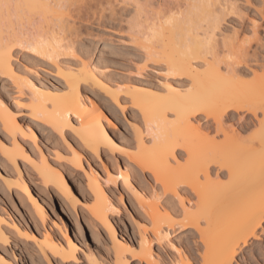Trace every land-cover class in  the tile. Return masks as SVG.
Returning <instances> with one entry per match:
<instances>
[{
    "label": "bare ground",
    "instance_id": "6f19581e",
    "mask_svg": "<svg viewBox=\"0 0 264 264\" xmlns=\"http://www.w3.org/2000/svg\"><path fill=\"white\" fill-rule=\"evenodd\" d=\"M258 1L259 6L250 0H0V79L26 96L17 105L25 111L20 121L0 94V185L27 203L44 228L36 233L0 212V264H13L3 251L10 247L9 235L32 242L48 264L77 262V238L61 225L58 239L53 228L80 206L109 232L112 264H159L148 232L166 239L181 257L169 240L175 226L197 235L198 264H264V0ZM253 7L256 17H245L242 9ZM128 10L133 14L125 19ZM231 16L236 28L228 25ZM91 20L124 23L130 46L146 63L163 66L168 79H185L186 94L181 83L164 81L161 97L136 80L123 84L102 77L87 55L75 51L78 30ZM246 32L249 38L240 39ZM16 51L50 60L62 84L30 81L14 63ZM60 56L75 61L60 62ZM86 88L124 116L132 140L115 138L114 118L98 97H86ZM128 108L138 122L126 117ZM46 128L47 143L58 139L51 147L44 144ZM86 152L97 159L101 153L119 155L133 167L101 177L83 164ZM31 177L47 193L57 192L59 217L33 193ZM118 177L149 223L131 245L118 238L109 219L119 213L108 190ZM142 178L159 187L164 204L161 194L141 191ZM84 188L89 194L82 198ZM172 200L178 213L169 210Z\"/></svg>",
    "mask_w": 264,
    "mask_h": 264
},
{
    "label": "rangeland",
    "instance_id": "374dc122",
    "mask_svg": "<svg viewBox=\"0 0 264 264\" xmlns=\"http://www.w3.org/2000/svg\"><path fill=\"white\" fill-rule=\"evenodd\" d=\"M250 1L254 6L260 5L258 0ZM253 9L254 7L247 8L246 10L243 8V14L245 13L247 15L245 17H254L255 14ZM132 14L131 10L125 12V19H128ZM160 15H162L161 12ZM229 19H231V21H229L228 25H233L236 28L237 18L231 16ZM259 24V33L260 35H263L264 23L259 21ZM128 35L129 32L124 23H118L115 21L105 22L99 25L95 20H91V23L78 30L76 46H80V50L79 48H76L75 51H79L82 55H87V59L90 60L92 67L95 69L97 68L96 70H98L101 75L103 74L102 77L106 76L109 80H118L123 84L131 82L135 85V82H138L137 84L139 85L137 86L144 87L145 91L152 94L155 91L156 93H159L158 95L161 97L165 95L164 90H161L164 81H168L174 86L181 83L178 88H180L182 95H185V90L188 88V82L185 79H168L165 76L166 74L164 73L163 66H153L146 63L142 54L130 46ZM227 35L231 36L230 33ZM249 36V33L246 32L240 39H248ZM14 54V63L16 66L26 72L30 81L32 80V82H35L36 85L42 84L55 87L56 85L59 86V84H62L53 63L50 60L48 61L47 59L37 57L28 51H16ZM58 61L74 63L75 60L72 59L71 56H60ZM143 64H147V67L142 71V77H138L136 76L137 69H140ZM248 79L249 78H246L245 80ZM128 80L129 82H127ZM148 92L146 94H150ZM91 93L92 92L86 88V97H98L100 99L99 103L106 107V113L114 118V121L116 122V129L114 130L115 138L117 140L120 139L121 141L132 140L131 129L127 125L124 116L120 114L112 104L106 103L107 99ZM0 94L5 98L8 104L12 106L18 119L20 121H25V116L23 115L25 111L17 105L23 103L26 100V96L24 94L18 95L15 93L10 81L7 79H0ZM131 115L135 116L137 122L140 120L136 111L128 108L126 110V117L132 121ZM199 118L203 119V116L199 114ZM201 123L203 126L205 125L204 120H202ZM254 131H256V129H253L249 133ZM110 133L112 132L110 131ZM48 136H50L49 130L46 128L43 130L44 141L49 138ZM54 138L52 139L53 141H48L49 144L46 141V143H43L48 144V147H51L53 143L58 140L57 137L56 139ZM83 155L85 159H83V164L85 167L91 168L93 173L101 175V177H105V172L107 170L119 173L124 172L127 168L133 167L131 163L127 162L119 155L112 156L109 153H101L98 159L89 152H86ZM1 167L2 165L0 164V168ZM73 178L77 179L75 176ZM141 180L144 182L141 191H143V193L147 192L145 194L148 197L151 195L154 197L155 195L161 194L159 187L152 183V181L149 183L150 180L148 181L143 178ZM31 185L33 193L41 199V201L45 202L52 217H59L58 214L61 211V207L57 201V192L52 191L51 193H47L38 185L33 177H31ZM108 188L111 193L108 194L113 198L114 203L116 204L115 206L119 210L118 216L109 214V219L115 227L118 238L131 245L139 240L141 226L149 225L148 220L146 219L147 217L144 215L142 208L136 203L135 198L131 196L127 191L128 189L122 184L120 177L117 178V184L115 187L108 185ZM1 189L2 186L0 185V212H6L5 214L9 213L16 221L18 219V222L25 223L26 228L33 229L36 233L43 232L44 228L30 206L27 203L20 204L15 196L8 195L5 192H2ZM81 194L82 198H84L88 196L89 193L84 188ZM161 197L162 198L159 202L164 204L165 200L163 195ZM168 205L170 208L169 210L177 213L179 212V207L175 201H169ZM60 218L62 219L58 221L59 226L56 228L52 227L54 235L58 239H62V226L67 227L72 235L77 238L80 246L77 255L78 261L69 264H92L94 259L103 261L104 264H112L114 255L109 232L105 231L99 223L95 224L93 218L83 207H78L76 213H73L70 209L67 214L61 215ZM92 223H94V226ZM50 225L51 222L47 221L46 229H49V227H51ZM174 230V232H171L169 240L180 249V253H182L180 254L181 257L173 253V250H171L166 239H158L148 232L149 236H147L152 240L151 248L154 257L159 260V264H174V262L176 264H186L187 260L194 264H198L197 260H199V251L202 248V244L198 240L197 235H195L192 230L180 232L178 226H175ZM9 237L10 247L4 248L3 251L13 264H48L38 253L32 242L19 240L13 235H9ZM53 264L56 263L54 262ZM131 264L141 263L134 260Z\"/></svg>",
    "mask_w": 264,
    "mask_h": 264
}]
</instances>
